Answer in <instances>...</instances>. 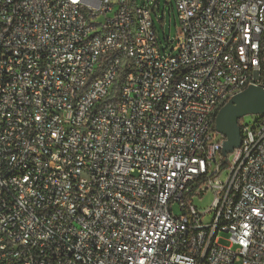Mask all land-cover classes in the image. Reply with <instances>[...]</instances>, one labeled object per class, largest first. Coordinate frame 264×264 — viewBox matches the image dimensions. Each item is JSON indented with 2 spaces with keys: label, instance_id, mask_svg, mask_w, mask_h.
<instances>
[{
  "label": "built area",
  "instance_id": "obj_1",
  "mask_svg": "<svg viewBox=\"0 0 264 264\" xmlns=\"http://www.w3.org/2000/svg\"><path fill=\"white\" fill-rule=\"evenodd\" d=\"M168 4L172 54L158 0H0V264H264V115L215 131L264 89V0Z\"/></svg>",
  "mask_w": 264,
  "mask_h": 264
},
{
  "label": "water",
  "instance_id": "obj_2",
  "mask_svg": "<svg viewBox=\"0 0 264 264\" xmlns=\"http://www.w3.org/2000/svg\"><path fill=\"white\" fill-rule=\"evenodd\" d=\"M178 42L181 43V38ZM260 115H264V89L258 86L247 87L219 109L215 117V131L225 138L221 150L223 158L241 145L239 120Z\"/></svg>",
  "mask_w": 264,
  "mask_h": 264
},
{
  "label": "rangeland",
  "instance_id": "obj_3",
  "mask_svg": "<svg viewBox=\"0 0 264 264\" xmlns=\"http://www.w3.org/2000/svg\"><path fill=\"white\" fill-rule=\"evenodd\" d=\"M171 0H158L159 3V12L156 14H153V21L157 30L158 38L161 42V47L163 50H166L168 54L176 53L179 48V42L178 38L180 36L178 35L176 28L178 27V23L175 19V11L172 8L171 5L168 3ZM130 4H135L136 6H141L143 3V0H129ZM152 7V3L150 5ZM163 23V24H162ZM252 116H247L241 119L240 123L243 125H247L252 121ZM227 177V171H225L221 176V181L224 182ZM214 197L211 192H208L202 196L196 197L193 201L194 208L199 213H206L210 207L212 206ZM173 213L176 216H179L182 214V211L176 205L173 208ZM213 219V213L207 214L202 219L204 225L211 224ZM219 245L223 247H228L230 245L229 243V235L228 234H219Z\"/></svg>",
  "mask_w": 264,
  "mask_h": 264
}]
</instances>
